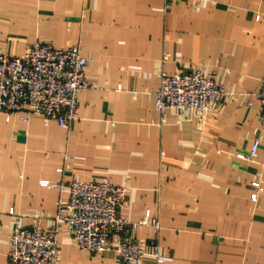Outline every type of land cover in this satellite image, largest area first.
I'll return each instance as SVG.
<instances>
[{
    "label": "crops",
    "instance_id": "crops-1",
    "mask_svg": "<svg viewBox=\"0 0 264 264\" xmlns=\"http://www.w3.org/2000/svg\"><path fill=\"white\" fill-rule=\"evenodd\" d=\"M34 40L78 45L95 88L78 95L69 130L0 113V264L15 217L24 228L39 220L50 229L56 202L67 198L40 182L104 179L125 188L128 223L147 212L159 222L157 235L151 227L122 235L143 245L139 264H156L154 240L161 264H264V125L251 98L264 83V0H0V53L21 57ZM194 70L244 96L200 117H161L160 72ZM255 137L252 160L237 158ZM58 257L122 264L113 251L81 252L66 227Z\"/></svg>",
    "mask_w": 264,
    "mask_h": 264
},
{
    "label": "built area",
    "instance_id": "built-area-1",
    "mask_svg": "<svg viewBox=\"0 0 264 264\" xmlns=\"http://www.w3.org/2000/svg\"><path fill=\"white\" fill-rule=\"evenodd\" d=\"M87 65L78 45L57 49L34 40L21 57L0 53V113L5 114L6 121L10 114H20L23 122H27L29 116H43L69 130L79 119L78 95L95 88L85 78ZM242 96L225 89L203 70L173 74L161 71L154 92V108L161 117L166 111H172L178 118L200 117L212 104ZM251 98L258 102L259 120L264 125V83ZM251 105L248 101L247 107ZM254 133L256 136L257 132ZM257 148L258 138L255 137L248 153L237 158L251 161ZM40 186L58 192L66 189L67 198L56 202L50 229H43L39 220L24 228L15 217L6 264H58V237L65 227L72 231L75 246L81 252L98 256L113 251L122 264H139L146 255L145 249L140 242L123 238L124 231L151 227L157 235L160 230L158 220L151 219L148 212L138 222L128 223L122 217L125 188L114 185L109 179L54 184L42 181ZM252 187L260 191L259 182H254ZM250 198L254 202L257 193ZM9 214L13 215V211ZM150 254L156 264L163 263L156 240Z\"/></svg>",
    "mask_w": 264,
    "mask_h": 264
},
{
    "label": "rangeland",
    "instance_id": "rangeland-1",
    "mask_svg": "<svg viewBox=\"0 0 264 264\" xmlns=\"http://www.w3.org/2000/svg\"><path fill=\"white\" fill-rule=\"evenodd\" d=\"M185 117V116H184Z\"/></svg>",
    "mask_w": 264,
    "mask_h": 264
},
{
    "label": "water",
    "instance_id": "water-1",
    "mask_svg": "<svg viewBox=\"0 0 264 264\" xmlns=\"http://www.w3.org/2000/svg\"><path fill=\"white\" fill-rule=\"evenodd\" d=\"M73 234V233H72Z\"/></svg>",
    "mask_w": 264,
    "mask_h": 264
}]
</instances>
